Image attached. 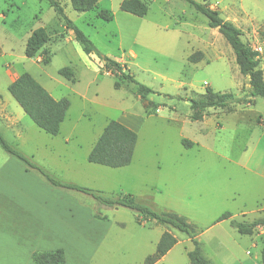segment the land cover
Returning <instances> with one entry per match:
<instances>
[{
  "label": "rangeland",
  "instance_id": "1",
  "mask_svg": "<svg viewBox=\"0 0 264 264\" xmlns=\"http://www.w3.org/2000/svg\"><path fill=\"white\" fill-rule=\"evenodd\" d=\"M59 1L96 51L82 50L47 0H6L7 17L0 18V132L61 181L108 197L131 193L153 210L186 217L196 228L203 255L213 264H262L264 227H257L258 235L240 234L230 219L264 217V99L240 100L249 94L248 77L240 73L224 37L185 0H143L148 6L143 16L121 10V0H97L88 11L73 9L70 0ZM207 2L241 30L243 41L257 48L264 45V0ZM100 10L113 18L99 17ZM38 27L46 29L50 40L45 51L27 57L26 39ZM197 50L203 52L202 60L189 62L187 57ZM47 55L50 61L44 63ZM101 56L125 64L134 79L152 92L141 99L136 84L126 80L116 88V78L105 69ZM260 57L264 67V53ZM65 66L73 71V81L58 73ZM8 70L28 72L55 99L69 100L57 135L37 127L11 96ZM207 87L231 92L232 103L223 109L206 108L202 120H191L190 99L199 98ZM11 115L22 116L19 137L8 126ZM111 119L137 133L132 160L122 167L87 161ZM183 139L192 144L185 146ZM5 156L11 155L0 146V159ZM34 172L47 186L69 193L70 203L90 205L93 216L106 215L104 240L98 245L94 230L91 239L83 241L80 236L69 252L71 264H143L164 231L177 242L153 264H191L187 251L192 242L185 233L154 220L139 224L133 209L105 206L91 194L54 186ZM26 179L18 174L14 181L23 187L31 177ZM3 194L0 189V202H6ZM224 213L231 217L217 222ZM234 248L236 259L231 254Z\"/></svg>",
  "mask_w": 264,
  "mask_h": 264
},
{
  "label": "trees",
  "instance_id": "2",
  "mask_svg": "<svg viewBox=\"0 0 264 264\" xmlns=\"http://www.w3.org/2000/svg\"><path fill=\"white\" fill-rule=\"evenodd\" d=\"M54 11L60 16L66 29L73 31L75 40L80 44L82 50L87 53L96 51L92 41L85 35L65 14L64 8L59 0H47ZM194 9L203 14L207 18L209 27L217 28L219 33L224 37L227 43L232 48L235 56V62L241 74L248 77L249 94L243 99L249 103L254 97L259 96L264 99V76L263 70L259 66L260 52L253 48L252 45L246 43L241 38V30L231 21L224 19L220 12L211 7L207 0L196 2L194 0H185ZM71 6L77 11H88L93 9L97 0H70ZM120 9L128 13L143 16L147 13L148 6L143 0H121ZM105 20H111L113 15L106 11L100 10L97 14ZM50 36L44 27H38L31 31L26 39L24 53L27 57H33L37 53L44 50V46L49 42ZM203 52L197 50L191 53L187 59L189 62H198L202 60ZM104 67L112 73L116 80L114 86L118 88L124 80L136 84V94L141 99L152 90L137 82L134 76L127 71L125 64H120L115 59L108 56H101ZM50 61V55L44 57V63ZM58 73L63 77L74 80L73 71L70 67L65 66L58 70ZM11 96L20 105L23 111L31 118L33 123L44 132L50 135H57L60 130V125L63 122L70 102L63 97L55 99L31 74L22 72L17 75L7 86ZM231 92H215L210 87H207L205 92L197 99H190V108L192 113L191 120H202L205 115L206 108H227L232 103ZM237 100V101H240ZM137 141V133L121 123L120 121L111 119L105 125L103 131L95 141L87 156V161L91 163L101 164L109 167H122L128 165L133 156L135 144ZM185 146H190L192 142L187 139L182 140ZM0 146L4 151L19 159L25 164L26 169H31L40 173L50 184L66 189L77 190L87 194H91L97 201L105 206H123L135 210L138 213L136 221L143 224L144 221L154 220L158 224L173 227L185 233L192 242V248L187 251V256L191 264H213L202 253L200 242L196 239L197 233L195 226L190 223L186 217L174 211H156L147 204L141 203L131 193H121L117 197L104 196L99 192H94L91 189L61 181L48 173L44 168L35 164L12 146L5 136L0 132ZM97 218H105L100 214H94ZM231 214L224 213L218 219L230 218ZM230 225L235 228L240 234H253L258 226L264 227V217L254 219L252 221H238L230 219ZM177 242L176 237L169 231H164L157 244L155 251L148 254L143 264H153L165 255ZM261 263L264 264V239L260 251ZM32 260L35 264H64L65 255L62 248H57L50 251H35L32 253Z\"/></svg>",
  "mask_w": 264,
  "mask_h": 264
},
{
  "label": "crops",
  "instance_id": "3",
  "mask_svg": "<svg viewBox=\"0 0 264 264\" xmlns=\"http://www.w3.org/2000/svg\"><path fill=\"white\" fill-rule=\"evenodd\" d=\"M5 2L6 0H0L1 19L7 17L4 10ZM252 47L257 49L260 55L264 53V45ZM260 63L264 76V67ZM8 74L11 82L20 73L13 74L8 70ZM21 119L22 116H8V126L11 131H16V137L23 132V129L18 128ZM18 174L27 177L26 180L31 177V181L20 187L14 181ZM0 189L4 190L3 195L6 199V202H0V264H35L32 260L33 252L57 248L64 251V264H71L69 252L74 249L80 236V240L91 239V230H94L93 236L100 245L107 234L108 222L105 214H100L105 216L104 219L97 218L93 216L90 205L77 206L74 202L70 203L69 193L47 186L41 177L33 170L26 169L14 156L0 159ZM235 247L242 252V246L236 241ZM244 253L249 257L248 250ZM231 254L236 259L235 248L231 250Z\"/></svg>",
  "mask_w": 264,
  "mask_h": 264
}]
</instances>
